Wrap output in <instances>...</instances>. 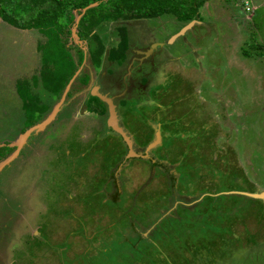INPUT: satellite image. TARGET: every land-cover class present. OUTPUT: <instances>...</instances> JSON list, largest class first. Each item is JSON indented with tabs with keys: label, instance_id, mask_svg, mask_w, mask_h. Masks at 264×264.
Wrapping results in <instances>:
<instances>
[{
	"label": "rangeland",
	"instance_id": "rangeland-1",
	"mask_svg": "<svg viewBox=\"0 0 264 264\" xmlns=\"http://www.w3.org/2000/svg\"><path fill=\"white\" fill-rule=\"evenodd\" d=\"M196 19L172 43L169 39L184 24L172 15L129 23L148 32L159 44L155 50L164 49L178 60L163 63L165 71H179L170 96L164 95L165 110L155 112L158 121H166L162 134L168 141L153 148L172 165L176 193L168 190L172 185L166 171L152 172L150 161L133 159L131 168H123L125 195L120 201V206L142 207V212L131 209L137 217L131 225L130 207H119L108 193L97 192L111 188L108 179L120 169L121 158L111 165L109 177L104 168L92 167L97 187L81 169L82 162L69 159L89 150L96 129H106L103 117L73 107L82 103L80 97L70 100L66 95L63 100L66 90L60 97L42 84L33 87L51 108L41 124L29 133L21 131L26 111L16 80L38 74L42 60L37 43L44 36L0 18V146L8 147L0 160V264H264V198L243 193L264 190V0H208ZM117 25L104 22L96 31L115 45L120 40ZM75 32L74 27L73 41ZM103 56L105 65L108 50ZM86 59L82 71L88 86L99 75L89 70L91 57ZM77 85L83 84L77 79ZM90 97L88 104L94 107ZM56 108L62 112L57 114ZM130 116L127 127L135 135L143 132L137 141L155 139L147 121L136 113ZM132 156L125 149L122 159ZM163 193L166 201L171 199L168 212L177 219L158 228L172 240L162 237L164 244L157 249L156 239H148L153 211L147 212L146 204L159 202ZM135 226L143 235L133 233Z\"/></svg>",
	"mask_w": 264,
	"mask_h": 264
},
{
	"label": "trees",
	"instance_id": "trees-1",
	"mask_svg": "<svg viewBox=\"0 0 264 264\" xmlns=\"http://www.w3.org/2000/svg\"><path fill=\"white\" fill-rule=\"evenodd\" d=\"M207 1L0 0V18L3 21L22 30L35 29L44 36L43 40L37 43L42 60L38 74H34L32 80L28 78L16 80V90L23 100V108L26 111V119L21 131L26 132L45 120L47 111L49 112L51 108L32 91L33 87L42 84L46 91L61 97L77 70L84 65L86 52H89V57L96 66H101L102 56L106 55L107 50L109 61H118L122 64L126 60L130 49L129 23L142 22L149 18L169 14L186 25L199 16V9ZM109 21L118 24L117 29L120 36L117 45L111 47L107 46L104 38L96 31L104 22ZM74 27L81 44L73 41ZM90 40L92 41L89 42ZM83 42H86L88 46L86 52L81 46ZM77 79L84 85L88 82V75L81 71L71 83V88L67 93L70 100L73 99L75 90L79 88ZM91 96L95 100L92 103H96L93 104L94 107L106 106L97 95L92 94ZM89 103L91 104L90 100ZM105 130H111V128ZM7 148L0 146V160L8 155Z\"/></svg>",
	"mask_w": 264,
	"mask_h": 264
},
{
	"label": "crops",
	"instance_id": "crops-1",
	"mask_svg": "<svg viewBox=\"0 0 264 264\" xmlns=\"http://www.w3.org/2000/svg\"><path fill=\"white\" fill-rule=\"evenodd\" d=\"M128 28H130V26H128ZM176 40L177 39H175L174 41H176ZM118 42H116L115 45H117ZM115 45L107 44L108 47L115 46ZM81 46L83 47V49L86 52L88 49L87 44L81 45ZM128 53L129 54L130 53H133V54L137 53V54H139L138 57L140 55L144 54L145 55L144 57L143 56L140 57V60H143L145 57H148L151 54L155 53V47H152L151 49H148V50L131 49V47H130ZM129 54H127L128 57L126 58V60L122 64H118V66H120V67L116 71L111 70V63H110L111 61L109 62L108 59H107V63H105V65L101 64L100 67H95V65L93 64L92 68L90 67L89 70L91 71V69H93L94 73L99 75L98 79L97 78L93 79L91 82H89V84H87L88 86L82 85L81 88H77V90H75L76 92L74 93V95L72 97L73 99L78 98V97L81 98L80 102H82V103H77V104L74 103L73 107L75 109H77L79 107L78 109L79 110L82 109V113L84 115H87V116L96 115L98 117H103V119L105 121L106 128H109V129L111 128V130H107V131L96 129L95 130L96 131L95 136L98 138V140L100 142H98L96 140L97 138L95 140L92 139L91 143L93 145L89 148V150L83 151L82 155L79 151H77L75 157L69 158L71 161L78 160V161L82 162L81 169H83L84 172L86 170L87 177L90 176V177H92V180H95L94 184L96 187H97L98 182H100V181H99V179H96V177H95L96 172H94V174L91 172L92 167L95 166V168H94L95 170L99 169L101 171L104 168V170H105L104 175L109 177L111 175V173H110L111 168L114 166L113 164H116L120 161V158L124 154L125 149H123L124 143H123V141L121 142V136L109 124V117H110L109 107H108L107 113H105L104 110L106 107H102L101 105H99L97 108L96 107L91 108V105L88 104V101L90 100V96L92 94H94V91H95L94 87L95 86L98 87V91L101 92L102 94L109 96V97H112L113 102H114L115 98H117V97H118L117 98L118 100L119 99L121 100L122 98H125L124 97L125 95H131V98L127 99L128 103L125 106H122L121 103L119 104L118 100L116 102H114V104L116 106V110H117L118 120L120 118L119 116H121V122L125 125V127H127V122H130V120H131L132 116H130V115H133V113H136V114L140 115L139 118L141 119V121H144V122L147 121L148 122L147 124L151 130H153L154 128L157 130V136L158 135L160 136V137L159 136L157 137V139L160 141V142L158 141L159 145L160 144L163 145L164 140L165 139L167 140V137L165 138L164 135L162 134V130L164 131V129H162V128H165L164 123L166 121H164V120L158 121V119L160 117L156 116L155 112L158 108L165 110L166 107H165V101H164L165 96L164 95L169 94L171 87L176 80V77L174 80H171V77L175 76V75H179V71L175 67H173L172 70L168 69L167 70L168 72H167V71H165V69H163V67H161V65H159L158 68L156 69V74L154 75V77H152L151 81L150 80L148 81V83L145 82V79H146L145 76H143L141 78H136L135 81L132 79H128L127 77L124 76L125 72H127V75H132V71H133V67H131L132 66L131 64H130V67L127 68L126 71L124 70V67L128 65L127 60L130 59ZM86 55H87V57H88V55L90 56L89 52H86ZM169 60H171L172 63H176V64L178 61V60L172 59V57L167 56V60H165V62L167 63ZM87 63H88V61L86 59L84 65L82 67H80L77 70V72L78 71L80 72V70L82 71L83 67ZM102 68H103L102 72L101 71L96 72V69L102 70ZM78 73L75 74L74 78L72 79V82L75 81V79L78 76ZM117 78L120 79V86L119 87H118V85H119L118 81L119 80ZM134 86L137 87V90L139 91V93L134 94V91L131 90V87L134 89ZM70 88H71V86H70ZM82 96H84V99H82ZM169 96H170V94H169ZM106 103L107 102H105V104ZM170 104H172V103H170ZM58 112H62V110H58L57 114H58ZM152 112H154V113H152ZM119 113H121V115H119ZM78 114H80V113H77L74 115L78 116ZM147 114H149V115H147ZM128 117H129V119H128ZM63 119H65V116L63 117ZM155 125L158 128H156ZM126 131L131 132V136L134 137L135 141H137V139H136L137 135L141 136L143 134V132L136 131L137 135H135L134 131L130 130L129 127H127ZM93 134H94V132H93ZM149 134H150V132H149ZM153 134H154V132H153ZM86 136H89V135H86ZM157 139L155 141H157ZM169 140H171V138ZM167 141H165V142L167 143ZM137 142L140 145H146L147 144V150H148L149 146L152 144V141L149 142V137H148V141H146L145 143L143 141H140V142L137 141ZM99 143H103V147L98 148V147L94 146V145H98ZM67 144L69 145V143H67ZM86 144H88V141L86 142ZM158 144H156V146ZM78 145L79 144H77V146ZM61 149H62V147L58 148L57 149L58 152ZM68 152H70V151H68ZM102 165H103V167H102ZM111 165H113V166H111ZM108 169H109V172H108ZM108 174H109V176H108ZM85 179H87V181H90V183H92V181L89 178H85ZM94 184H92L91 186H93ZM99 188L100 189L97 192H103V193L108 192L109 195H110V191L112 190V188H107L106 189L107 191H103L101 187H99ZM93 192H95V190ZM123 195H125V193ZM109 198H107V200L106 199L105 200L108 201V200H110ZM122 208H124V206H122Z\"/></svg>",
	"mask_w": 264,
	"mask_h": 264
},
{
	"label": "flooded vegetation",
	"instance_id": "flooded-vegetation-1",
	"mask_svg": "<svg viewBox=\"0 0 264 264\" xmlns=\"http://www.w3.org/2000/svg\"><path fill=\"white\" fill-rule=\"evenodd\" d=\"M141 25V24H139ZM139 25H137L139 27ZM133 28V30H132ZM143 28V27H142ZM132 30V31H131ZM139 33H138V32ZM148 32L147 31H144L139 28H136L133 27V26H130V28L128 29V37H129V46L131 47V49H141V50H148V49H151L152 48V45L154 44V41L152 40L151 37H149V35L147 34ZM156 43V42H155ZM159 46V45H158ZM129 52V50H128ZM164 50H160L159 47H157V49L155 50V53L151 54L150 56L148 57H145L143 60H140V57L141 56H145L144 54L143 55H140L138 57L139 54L137 53H128L129 54V60L128 61V65L125 66L126 69H124L125 71L127 70V68L130 67V64L132 65L133 67V71H132V75H127V72H125L124 76L127 77L128 79H132L135 81L136 78H141L143 76L146 77L145 79V82L148 83V81L152 79V77H154V75L156 74V69L158 68L159 65H161V67H163V63H166L165 60H167V56L166 54H164ZM128 57V56H127ZM126 57V58H127ZM126 61V62H127ZM110 62V61H109ZM111 67H112V70L113 71H116L118 70V68L120 66L116 65L114 61H111ZM114 68V69H113ZM165 69V68H164ZM131 71V70H130ZM119 81V85L118 87L120 86V79L117 78ZM175 77H171V80H174ZM117 87V88H118ZM100 90V89H99ZM131 90L134 91V94H137L139 93V91L137 90V87L134 86V89L131 87ZM125 98H122L121 100L115 98L114 102H116L118 100V103L122 106H125L127 105L128 103V98H131V95H125L124 96ZM106 108L108 110V103L105 104ZM105 112V110H104ZM119 115H121V113H119ZM119 123L120 125L125 129L127 130V127H125V125L121 122V116H119ZM154 135H155V139L152 140V143H154L153 141H155L157 139V130L154 128ZM114 132V131H113ZM127 133L131 136V132L130 131H127ZM119 134V133H118ZM121 136V142L123 141L124 143V148L123 149H127V152H130V146L128 145V143L124 140L123 136L121 134H119ZM132 141H133V145H132V148H136L137 149V152H138V149L142 150L141 153H136V156H132L129 157V158H124L122 159V157L124 156V154L122 155L121 157V160H122V163H119L120 166H118L117 168L120 167V169L118 170V172L116 171V174L114 177H109L108 181L109 183L111 184V188L112 190L110 191V195L108 194V196L110 197V199H112L113 201H115V204L116 202L118 203L117 205L119 207H122L120 206V201L122 200V196L124 194V190H123V185L125 183V175L123 177V179L121 178L122 177V172H124L125 170V167H129L131 168V161L135 158L137 159H143V160H146V161H150V167L152 172H153V169L156 170L155 168H160V169H163L164 171H166L165 173H167V181L169 182L170 185H172V188L168 189L170 192H174L176 193V180H177V175L173 172V167L172 165H168L167 162L165 161V159H160V157L158 156V154L155 152L158 148H159V144L156 146L158 148L156 149H153L155 148V146L153 148L150 149V154L147 155V153H144L145 150H147V144L146 145H140L137 141H135L134 137H132ZM167 141L166 139L164 140V142ZM147 152V151H146ZM126 154V153H125ZM128 154V153H127ZM126 156V155H125ZM127 160V161H126ZM124 161V162H123ZM147 165V164H146ZM124 168V169H123ZM151 185V184H149ZM147 185V187L149 186ZM175 187V188H174ZM144 189L142 190H138L137 193H135L134 197H133V200H135L139 195L142 194V191H144ZM108 193V192H106ZM147 194H148V191H147ZM171 202V199L168 201L165 200V193L162 194V198L159 200V202L157 203H153L152 205L151 204H146V208H147V212H152V215H151V218L149 219V226L151 225V229L150 232H152V234L150 235L151 237H147L148 239H152V238H155V247L157 248V246L159 244H164L161 240L162 237L166 238V242H169L172 240V238H170L171 236L167 234V231L165 229L159 231L158 228L159 227H163V223L166 222V224H164L165 226L167 225V223H169L170 221H173L175 219H177L174 215L171 216L170 213L168 212L169 210V204ZM116 205V206H117ZM117 206V207H118ZM130 209H127V215L130 219V223L131 225H134V221L135 219L137 218L136 216L132 217V211L131 209H138V211L140 210V212H142V207H139L138 208L136 207L135 203L131 206H128L127 204H125L124 208H129ZM131 214H129V212ZM201 212V211H200ZM200 217H202V215H200ZM135 218V219H134ZM136 222H139V219L136 221ZM144 224L141 225L140 228L143 227ZM138 227H134V234L138 235H143V231L142 229H140ZM166 233L164 236L163 234ZM170 238V239H169ZM147 242V241H145ZM158 243V244H157ZM152 244V243H151ZM153 245V244H152ZM157 245V246H156ZM156 248H155V251H156ZM158 249V248H157ZM159 251V250H158Z\"/></svg>",
	"mask_w": 264,
	"mask_h": 264
},
{
	"label": "water",
	"instance_id": "water-1",
	"mask_svg": "<svg viewBox=\"0 0 264 264\" xmlns=\"http://www.w3.org/2000/svg\"><path fill=\"white\" fill-rule=\"evenodd\" d=\"M79 18H77V21H78ZM197 22H199V20L197 19H194L192 21H190L189 23H187L186 25H184L177 33H175L174 35L171 36V38L169 39V42L172 43L174 42L175 39H177L179 36H182L184 35L189 29H191L193 27V25H195ZM76 35L75 37V40L76 41H80L76 32L74 33ZM158 45V43H154L152 45V47H156ZM161 45H163V43H161ZM79 72V71H78ZM77 72V73H78ZM76 73V74H77ZM71 83H72V80L70 81V83L68 84L67 86V89L65 91V94H64V97H63V100L65 98V96L67 95L69 89H70V86H71ZM95 91H94V95H97L99 98H101L103 101L107 102L108 105H109V112H110V117H109V124L110 126H112L114 128V130L121 134L124 138V140L128 143V145L130 146V152H129V155H136L135 151L133 150L132 148V145H133V141H132V138L131 136L127 133V131L120 125L119 123V120H118V116H117V110H116V106L113 102V99L112 97H109V96H106L104 94H102L101 92L98 91V87L95 86L94 87ZM60 107V106H59ZM58 107V108H59ZM58 108L55 109V112L57 110H59ZM41 124V123H40ZM43 126V125H42ZM32 131V130H31ZM28 132V130L26 131V133ZM30 132V131H29ZM28 132V133H29ZM159 136V135H158ZM27 137V136H26ZM25 137V138H26ZM160 137V136H159ZM24 137H22L23 139ZM154 146H156V143H152L148 149H151L153 148ZM4 161V160H3ZM7 163V161L5 162ZM4 163V164H5ZM245 195L247 196H250V197H254V198H264V190L262 192H259V193H249V192H243Z\"/></svg>",
	"mask_w": 264,
	"mask_h": 264
},
{
	"label": "built area",
	"instance_id": "built-area-1",
	"mask_svg": "<svg viewBox=\"0 0 264 264\" xmlns=\"http://www.w3.org/2000/svg\"><path fill=\"white\" fill-rule=\"evenodd\" d=\"M250 9V8H249Z\"/></svg>",
	"mask_w": 264,
	"mask_h": 264
}]
</instances>
